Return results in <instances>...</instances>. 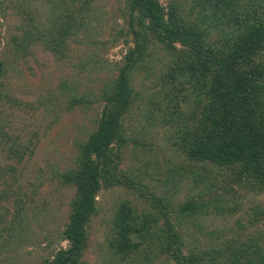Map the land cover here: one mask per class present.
<instances>
[{
  "label": "trees",
  "instance_id": "1",
  "mask_svg": "<svg viewBox=\"0 0 264 264\" xmlns=\"http://www.w3.org/2000/svg\"><path fill=\"white\" fill-rule=\"evenodd\" d=\"M98 1L24 0L19 6V31L10 35L7 53H14L17 61L43 44L59 58L67 57L70 42L82 43L80 36L90 22L106 17L99 11ZM194 1L196 16L187 12L180 0L168 6L160 0H124L120 10L129 21L124 37L132 44L125 60L117 63L115 75L100 88L97 101L101 113L95 128L79 143L75 165L60 175L63 184L75 188L62 232L67 246L40 264H83L89 224L102 189L127 187L149 201L148 186L122 164L131 139L126 115L137 98L132 76L152 55L154 42L161 44L166 55L161 58L156 81L160 89L150 96L157 113L147 119L164 126L173 148L188 160L171 167L172 177L193 181L197 190L178 202L183 215L202 214L204 206L216 210L211 200L201 204L196 197L218 190L220 181L264 192V0ZM7 64L0 60V77ZM66 84L64 88H69ZM69 92L70 107L95 101L87 94L78 96L74 89ZM3 93L1 86L0 100ZM133 141L142 145L135 138ZM143 144V149L152 146ZM16 150L17 157L23 158V152ZM233 189L230 186L226 192ZM151 196L154 203L174 205L168 197H157L154 192ZM218 199L220 213L240 208L239 204L225 208ZM154 203L150 201L149 207L156 208ZM142 208L128 199L118 202L108 239L113 258L139 257L146 264L163 256L177 264H264V243L260 242L264 236L221 241L218 233L211 231L218 242L203 250L186 251L181 222L175 224L168 209L162 206L152 212V208ZM254 209L264 217V208L258 205Z\"/></svg>",
  "mask_w": 264,
  "mask_h": 264
},
{
  "label": "rangeland",
  "instance_id": "2",
  "mask_svg": "<svg viewBox=\"0 0 264 264\" xmlns=\"http://www.w3.org/2000/svg\"><path fill=\"white\" fill-rule=\"evenodd\" d=\"M23 1L0 0V60L8 63L0 77V87L4 90L0 100V236L8 240L0 239L1 264H40L53 257L61 246H67L62 232L69 220L75 188L63 184L60 175L75 165L79 143L95 128L101 113L102 105L97 101L100 88L115 75L117 63L125 60L132 44L126 43L124 37L129 29L127 15L125 18L120 10L124 0H99L98 9L106 17L100 22H90V27L80 36L82 43L70 42L67 57L59 58L40 44L27 58L16 61L14 53H7L6 45L10 35L19 31L17 26L22 19L19 6ZM160 1L168 6L173 0ZM180 1L187 12L196 16L198 7H194V0ZM151 47L152 55L147 56L145 64L132 76L137 98L126 115L125 126L131 139L124 149L122 164L148 186L151 193L146 200L149 201L145 202L138 197L141 193L127 187L102 189L97 197V212L89 224L83 264L148 263H142L139 257L120 260L110 255L108 239L115 208L121 199L131 200L140 210L143 206L146 210L152 208V212L162 206L168 209L172 221L181 222L186 251L203 250L218 242V236L211 231L218 233L221 241L264 236V217L254 209L258 205L264 208V192L237 184L220 181L218 190H208L196 197L201 204L211 200L216 210L204 206L202 214L183 215L178 202L197 190L193 181L172 177L171 167L188 160L173 148L166 128L147 119L157 113L150 104V96L160 89L156 81L161 58L166 55L160 43L154 42ZM85 62H89L87 66ZM64 82L69 88H64ZM70 89L95 101L70 107ZM134 138L142 145H135ZM143 142L152 146L143 149ZM17 148L24 154L21 159L15 154ZM230 186L234 189L226 192ZM153 192L157 197H168L174 205L154 203ZM218 198L225 208L238 204L240 208L220 213ZM150 201L156 208L149 207ZM260 242L264 243L261 239ZM167 261L163 256L149 264ZM168 262L177 264L173 260Z\"/></svg>",
  "mask_w": 264,
  "mask_h": 264
}]
</instances>
